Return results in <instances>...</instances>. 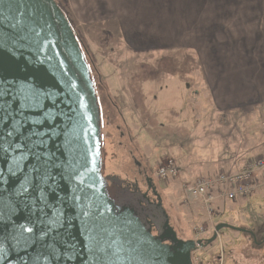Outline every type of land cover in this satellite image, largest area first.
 <instances>
[{"label": "water", "instance_id": "1", "mask_svg": "<svg viewBox=\"0 0 264 264\" xmlns=\"http://www.w3.org/2000/svg\"><path fill=\"white\" fill-rule=\"evenodd\" d=\"M102 110L56 0H0V264H194L161 195L104 176Z\"/></svg>", "mask_w": 264, "mask_h": 264}, {"label": "rangeland", "instance_id": "2", "mask_svg": "<svg viewBox=\"0 0 264 264\" xmlns=\"http://www.w3.org/2000/svg\"><path fill=\"white\" fill-rule=\"evenodd\" d=\"M56 2L71 21L92 70L103 116V175H114L126 184L142 183L146 173L153 177L183 240H191V235L209 240L217 224L234 228L222 229L214 244L194 251L196 264H263L264 246L254 245L249 233L257 235L264 227V190L250 198L216 203L212 216L204 202L190 201L185 190L187 184L212 176L209 173L233 174L240 169L238 163L264 156V107L215 110L200 55L185 49L206 52L208 34L202 28L209 24V0ZM248 3L252 2L247 8ZM232 8V13H242L238 6ZM115 14L124 23L132 20L135 32L142 31L135 41L146 46V52L135 51L107 27L96 31L81 23ZM177 21L185 33L181 43L141 41L163 25L167 30L160 33V40L168 41L165 33L177 40ZM169 159L181 173L165 183L157 173ZM258 240H264V233Z\"/></svg>", "mask_w": 264, "mask_h": 264}, {"label": "crops", "instance_id": "3", "mask_svg": "<svg viewBox=\"0 0 264 264\" xmlns=\"http://www.w3.org/2000/svg\"><path fill=\"white\" fill-rule=\"evenodd\" d=\"M213 1L209 0V5H212L209 9L211 13L209 14V24L202 28L208 34L205 37L208 42L206 52H202L196 47L185 48L200 55L209 78L212 106L220 113L246 111L251 107L256 109L264 107V9H262L264 0H218L216 3ZM247 2H252L248 3V8L246 7ZM213 5L216 6V15H212L215 10ZM234 6H238L239 11L242 9V13H232ZM81 23L82 26L93 28L96 31H99L98 28L107 27L108 31L114 34L117 32V36L126 41L135 51H147L146 46L136 44L138 41H135V36H138L142 31H134L132 20H127L124 23L123 19L115 14L109 18ZM165 26L163 25L162 29L158 28L148 37L143 35L141 41L144 43L146 41L147 45L152 43L150 40L154 41L153 45L163 43V45L170 46L169 39H172L175 44L181 43V37L185 33H181L180 21L176 22L174 28L177 40L176 36L171 38L166 33L164 37L168 41L160 40V33L167 30ZM178 48L183 47L178 45ZM226 202L228 201H223V203ZM178 223L182 227L181 220ZM192 236L191 239H194ZM250 238L252 240L251 235Z\"/></svg>", "mask_w": 264, "mask_h": 264}, {"label": "built area", "instance_id": "4", "mask_svg": "<svg viewBox=\"0 0 264 264\" xmlns=\"http://www.w3.org/2000/svg\"><path fill=\"white\" fill-rule=\"evenodd\" d=\"M157 174L160 181L167 183L180 176V168L169 159L162 164ZM185 190L190 201L204 202L209 214L212 216L214 212L215 215V202L250 198L264 190V156L246 160L233 174L220 173L187 184Z\"/></svg>", "mask_w": 264, "mask_h": 264}, {"label": "flooded vegetation", "instance_id": "5", "mask_svg": "<svg viewBox=\"0 0 264 264\" xmlns=\"http://www.w3.org/2000/svg\"><path fill=\"white\" fill-rule=\"evenodd\" d=\"M102 123H103V116H102ZM134 184H137L139 186V191H141L143 194H146L151 202L157 201V194L161 195L160 192L158 191V186L155 183V179L153 177H150L147 173L146 176H144L142 183H140V181H136L134 183L131 182L129 184H126L125 187L132 188ZM262 233H264V227L260 230L259 234L257 235L254 233H250L254 241L253 244L258 247L264 246V240L261 242L258 240V236L261 235Z\"/></svg>", "mask_w": 264, "mask_h": 264}, {"label": "trees", "instance_id": "6", "mask_svg": "<svg viewBox=\"0 0 264 264\" xmlns=\"http://www.w3.org/2000/svg\"><path fill=\"white\" fill-rule=\"evenodd\" d=\"M70 22H71V21H70ZM86 60H87V62H88V59H87V57H86ZM88 63H89V62H88ZM91 71H92V70H91ZM240 162H241V161H240ZM212 176H214V175H212ZM197 202H200V203H201L202 201H197ZM220 202H221V201H220ZM220 202H219V201H217V202H215V203H214V205H215L216 203H220ZM214 210H215V206H214Z\"/></svg>", "mask_w": 264, "mask_h": 264}]
</instances>
